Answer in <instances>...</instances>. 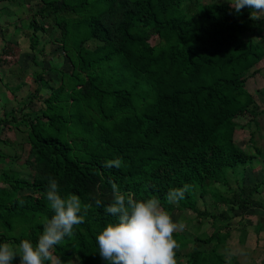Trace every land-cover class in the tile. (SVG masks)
<instances>
[{"label":"trees","instance_id":"16d2710c","mask_svg":"<svg viewBox=\"0 0 264 264\" xmlns=\"http://www.w3.org/2000/svg\"><path fill=\"white\" fill-rule=\"evenodd\" d=\"M195 8L196 0H38L28 49L38 43L34 17L49 19L70 69L57 72L58 84L39 110L23 115L31 182L6 179L8 187L0 188V243L35 245L43 220L53 215L50 178L62 197L75 194L92 204L75 235L53 248L62 264H108L95 237L116 222L105 212L112 183L198 220L225 219L235 209L264 211V202L252 199L264 186V169L257 185L238 186L251 157L232 140L234 119L257 115L244 82L264 54V16L253 20L249 8L237 13L229 4ZM152 36L157 42L150 45ZM116 159L119 168L105 167ZM185 186L184 199L169 204L168 191ZM27 187L41 193L22 200L17 193ZM206 196L226 210L217 217L199 211L197 200ZM227 238L219 228L194 238L184 264H224L218 248Z\"/></svg>","mask_w":264,"mask_h":264},{"label":"rangeland","instance_id":"374dc122","mask_svg":"<svg viewBox=\"0 0 264 264\" xmlns=\"http://www.w3.org/2000/svg\"><path fill=\"white\" fill-rule=\"evenodd\" d=\"M17 1L18 2L16 3H19V6H21V8L23 9L22 13L20 14L21 19L16 21L19 26L17 25L14 31L12 30L11 26H5V28L8 27V32L10 33H6L4 31V28L0 34V73L4 74L5 71H7L6 74L10 78L11 74L13 76L18 75L21 79L23 76H25L26 80L22 82L21 79L17 80L15 79V77H13L16 82L21 81L22 87H19V89H12L7 85H3V83L1 82V189L8 187L5 181L6 179H16L17 181L25 184H29L31 182L30 170L24 164V160L27 156L28 145L26 143L25 137L27 129L24 126V122L21 121L23 117L21 115L30 114L31 111L35 112L38 108V105L42 107V103L38 104L40 97H45L47 95L48 88L52 87L54 82L55 85L58 84L59 80L57 72H67L70 69L67 59L64 57L62 51H60L58 44L54 42V40L58 38V31L52 26V23L51 21H49V19L42 20L38 17H34V19H36L38 22L41 21L42 23H47L45 25H51L52 27L50 29L39 28V30L36 32L38 43L35 50L33 51L34 54L29 53L28 42L21 41V39H19V34L22 32L21 29L26 31V34H29L31 32V28L29 26L27 27V24H29L30 20L32 19L33 12L38 6V0ZM196 3L197 8H195V10L197 13H201L202 8L208 5H230L228 0H196ZM13 5V3L11 4L7 1L0 2V16H10V12L6 10V7H11ZM3 26L4 25H2L1 27ZM262 26L264 27V23ZM15 30L18 32H16V37L13 35V32L15 33ZM46 30H48V32ZM156 42L157 40L154 36L150 37V39L148 40V43L150 45H153ZM85 45L89 48H92L94 47L95 42L89 41ZM31 55L34 56L32 62H30L29 59ZM32 69L34 71L36 70L40 72L38 78L39 82L37 83L39 85L37 93H33L30 88L34 86V83H32ZM245 120L246 119L244 118L235 119L237 124H242L245 122ZM241 134H246V131L242 130L236 133L237 136ZM206 183L208 185L212 184L210 181ZM232 186H234V184H232ZM217 189L222 193L223 188L217 187ZM39 193H41V191L27 187L26 189L19 191L17 194L22 200L33 201ZM196 208L199 211H205L217 217V214L222 211V208L224 207H222V205L214 206L211 203V200L206 196L203 200H197ZM224 209L226 210V208ZM227 213L228 215L234 214V212L233 214L231 212H226V214ZM187 217H189V230L193 234H195L196 232L199 234H209L216 228H219L222 231V225L226 226L225 228H227V231L229 232V238L222 246L218 248V253L223 256L224 264H233L231 261H234V264L235 261H237L236 264H247L248 260L253 261L254 264H263L262 260H264V235H261L259 240L253 237L250 233V231H252V222L250 221V225L249 220H246L245 217L234 218L233 216L228 217L226 215L225 219H220L217 217L216 220H211L209 218L198 220L195 215L189 211ZM229 220L231 221V223L229 222ZM212 224L214 225V228H212ZM230 225L232 226L230 227ZM240 240L243 241L240 242Z\"/></svg>","mask_w":264,"mask_h":264},{"label":"clouds","instance_id":"9594fccd","mask_svg":"<svg viewBox=\"0 0 264 264\" xmlns=\"http://www.w3.org/2000/svg\"><path fill=\"white\" fill-rule=\"evenodd\" d=\"M235 12L244 8L251 10L250 18L255 20L264 16V0H228ZM121 166L119 159L108 161L105 167ZM112 202L105 212L116 217L95 237L98 252L108 264H177L176 253L179 244L174 233L185 228L183 222H174L171 214L156 198L137 200L132 193H123L115 183L111 184ZM188 186L173 188L167 193L169 204L183 200ZM46 199L53 212L50 219L43 220V231L35 245L25 239L18 245L0 243V264H62L55 257L53 248L66 238L75 235L74 227L85 222V215L92 204L85 203L78 195L62 197L58 183L49 179ZM97 206L101 200L95 199ZM83 212L85 215H81ZM68 264H73L71 260Z\"/></svg>","mask_w":264,"mask_h":264},{"label":"crops","instance_id":"0c3cea01","mask_svg":"<svg viewBox=\"0 0 264 264\" xmlns=\"http://www.w3.org/2000/svg\"><path fill=\"white\" fill-rule=\"evenodd\" d=\"M1 2H5V1H1ZM7 2H9L11 4L13 3L14 5L11 7H6V10L10 12V16H7V17L0 16V34L3 31V29L5 28V26H11L12 30L14 31L15 27H17V25H18L16 21L21 19L20 14L23 11L21 6H19L20 4L16 3V2H18L17 0H12V1L7 0ZM35 21L38 25H40V28L48 29V25H44L41 21L38 22L36 19H35ZM3 23H5V24H3ZM2 25H4V26L1 27ZM28 26H29V24H27V27ZM263 28L264 27L262 26V33H261L262 35H264ZM16 30H15V33L17 32ZM21 30H22V32L19 34V39H21V41L28 42V36L30 35L31 32L29 34L28 33L26 34V31H24L23 29H21ZM4 31L6 33H10V32H8L9 31L8 27H6L4 29ZM15 33L13 32V35L16 37L18 32L16 34ZM28 44H29V42H28ZM0 45H1V38H0ZM29 53H33V51L29 50ZM33 58H34V56H32V55H31V57H29L30 62H32ZM40 60H41V58H40ZM252 71H255V73L246 78V80L244 82V88L252 97L253 105L257 109V115H255L254 117H250L248 115L236 117L235 119L244 118L246 120L242 124L241 123L237 124V122L234 119L235 127H234L233 135H232V140H233L234 144L236 145V147L239 148L245 154L250 155V157H251L250 161H248L245 164L243 174L238 179L237 185L238 186H250V187L257 185L262 180L263 169H264V166H263V159H264V54H263L262 58L249 70V73H251ZM0 72H1V67H0ZM6 72L7 71H5L4 74L0 73V87H1V82L3 83V85H7L12 89L13 88L19 89V87H22L21 81L24 82L26 80L25 76H23L21 79V78H19L18 75L13 76L10 74V76H11V78H10L6 74ZM31 72H32V76H33L32 83H34V86L30 87V88H31L33 93H35L34 90L37 89V91H36V93H37L39 85L37 84L38 81H36V82L34 81V77L36 74L40 75V72H38L36 70L34 71L33 69L31 70ZM13 77H15V79H17V80L21 79V81L16 82V80ZM1 78H2V80H1ZM56 85L54 82L52 87H55ZM0 96H1V94H0ZM43 98L44 97H42V96L40 97L38 104L42 103L41 101ZM40 108L41 107L38 105L37 110H39ZM21 116H23V115H21ZM4 118H5V116H4ZM23 119H24V117H22L21 121ZM6 127H9V126H6ZM242 130L246 131V134H241V135L237 136L236 133L238 131H242ZM0 131H1V126H0ZM25 137H26V134H25ZM28 150H29V146H28ZM28 150H27V154H28ZM252 199L253 200H260V201L264 202V186H260L258 188V193L254 194L252 196ZM216 206H218V205H216ZM222 207H224V206L222 205ZM224 208H222V211L225 210ZM233 212H234V214H233ZM231 213L233 215H228V213L226 215L228 217L233 216L234 218L245 217L246 220H249V223H250V221L252 222V231L253 232L250 230L249 231H250L251 235L253 237H255L257 240L260 239L261 235H264V211L257 209V208H250V209L248 208L246 210L235 209ZM170 214H171L174 222H184V225H185V228L182 231H177L174 233V239H176V241L179 244V248L177 249V253H176L177 263L184 264V261H185L184 256L186 253H188L191 250V247H192L191 241L194 238H203L205 236H208L210 233L209 234L208 233L199 234L197 232L195 234L191 233L189 230V222H188L189 217H187L188 216L187 210H175L174 209L170 212ZM229 222L231 223L230 220H229ZM232 225H230V227ZM250 225H251V223H250ZM225 227L226 226L222 225L223 229H222V231L220 230V232L221 233L227 232L228 238H229V232L227 231V228H225ZM212 228H214L213 224H212ZM228 238H227V240H228ZM242 241L243 240H240V242H242ZM231 262L234 264V261H231ZM236 262L237 261H235V264H236ZM262 263L264 264V260H262ZM247 264H254V262L251 260H248Z\"/></svg>","mask_w":264,"mask_h":264}]
</instances>
